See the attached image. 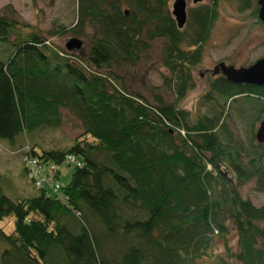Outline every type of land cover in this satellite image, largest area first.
I'll return each instance as SVG.
<instances>
[{"label":"trees","instance_id":"trees-1","mask_svg":"<svg viewBox=\"0 0 264 264\" xmlns=\"http://www.w3.org/2000/svg\"><path fill=\"white\" fill-rule=\"evenodd\" d=\"M79 1V27L101 24L88 64L51 49L42 36L22 34L20 21L0 11V46L11 49L0 59V141L14 144L21 135L61 127L62 109L83 131L67 151L28 141L21 150L46 164L80 157L83 165L62 189L64 203L44 189L13 201L0 175V221L15 218L13 233L0 227L8 246L0 264H203L214 238L228 233L227 222L239 239L232 261L264 264V204L254 206L241 191L254 181L264 194V146L245 149L224 113L193 115L181 106L195 86L192 69L203 61L220 4L230 0H211L191 12L190 39L177 28L169 0ZM124 1L130 11L120 10ZM236 1L241 11L253 7L251 0ZM158 40L166 41V67L177 80L172 104L128 90L112 71ZM236 99L264 113V87L234 84L223 75L208 81L201 98L225 107Z\"/></svg>","mask_w":264,"mask_h":264},{"label":"rangeland","instance_id":"rangeland-1","mask_svg":"<svg viewBox=\"0 0 264 264\" xmlns=\"http://www.w3.org/2000/svg\"><path fill=\"white\" fill-rule=\"evenodd\" d=\"M175 1H168L171 15ZM186 1L189 19L183 31L186 33V38L190 39L194 34L193 21L196 18L191 12H196L203 6L210 7L212 1L206 0L199 5H195L193 0ZM258 1L251 0L253 7L242 11L241 4L236 0L221 2L219 17L203 48V61L192 69L195 86L181 102V106L193 115L213 116L215 110L224 113V122L227 123L229 132L247 150L260 145L256 140V134L261 120L264 119V113L258 114L249 102L240 101L241 99H236L225 107L222 101L213 106L202 102L201 98L208 92V81L222 75L220 64L225 63L226 66L233 68H245L264 58V25L255 14L256 8H259ZM79 6V0H0V11L6 10L10 18L15 17L20 21L24 28L22 34L35 33L46 38L50 42V48L57 52L62 54L68 52L67 43L73 38L79 39L83 44L82 49H74L68 53L78 55L84 63L88 64L89 51L94 41L102 36L101 24L93 20L79 27L77 23L80 17ZM102 10L106 11V14H112L107 4L102 6ZM120 10L125 12L130 11L131 8L124 1L120 5ZM130 15L128 14L127 18H130ZM16 39L17 36H13L12 41L15 42ZM142 40L147 43L144 38ZM165 44V40L149 43L148 48H143L141 53H138V59L127 58V61H120V64L114 65L112 69L119 83H123L128 90L143 95L152 103H156L157 98H162L165 103L172 104L177 98L175 93L177 80L166 67ZM10 53V48L0 46V59H6L5 55L9 56ZM114 84L116 87L120 86L116 81ZM61 112L63 124L59 128L45 129L32 136L21 135L14 144L0 141L1 186L4 195L13 201L18 198L35 197L39 190L33 185L32 177L26 171L24 164L26 154L21 153L26 141L32 146L37 143L44 150L67 151L74 143V139L83 132L79 119H76L68 109H62ZM40 147H36L39 153H41ZM58 169L59 183L63 187L69 185L76 167L72 164L58 165ZM254 187V181L245 184L241 187L242 195L254 206L262 207L264 194L258 193ZM226 225L229 229L228 233L225 237L214 238L216 241L211 252L209 251L208 256L201 260L203 264H241L230 258L232 252L240 251L239 239L231 223L227 222ZM0 227L6 233H13L15 218L9 217L0 221ZM102 241L106 245L111 242L107 238ZM6 248L8 246L0 239V255Z\"/></svg>","mask_w":264,"mask_h":264},{"label":"water","instance_id":"water-1","mask_svg":"<svg viewBox=\"0 0 264 264\" xmlns=\"http://www.w3.org/2000/svg\"><path fill=\"white\" fill-rule=\"evenodd\" d=\"M206 0H193L195 5H199ZM259 20L264 25V0H259ZM172 15L175 18L177 28L183 30L188 22V7L186 0H176L173 5ZM82 42L73 38L67 43L66 49L68 52H72L74 49H82ZM220 69L222 75L226 77L231 83L237 84H250L253 86L264 87V58L257 60L253 65H250L245 68H233L226 66L225 63L220 64ZM256 140L260 144H264V119L261 120L257 134Z\"/></svg>","mask_w":264,"mask_h":264},{"label":"built area","instance_id":"built-area-1","mask_svg":"<svg viewBox=\"0 0 264 264\" xmlns=\"http://www.w3.org/2000/svg\"><path fill=\"white\" fill-rule=\"evenodd\" d=\"M28 152V148L25 149ZM60 165H70L72 164L76 168L83 165L80 157H76L72 154L66 156ZM25 168L28 174L31 175L33 185L38 189H44L48 194H52L53 198L60 200L64 203L65 197L62 194V184L59 183L58 178L60 172L58 169L59 164L43 163L38 159L32 157L31 154L27 153L24 160ZM50 194V195H51Z\"/></svg>","mask_w":264,"mask_h":264}]
</instances>
